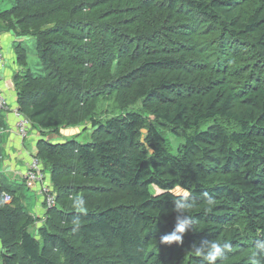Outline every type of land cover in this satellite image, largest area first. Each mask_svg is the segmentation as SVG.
Listing matches in <instances>:
<instances>
[{
	"label": "trees",
	"instance_id": "obj_1",
	"mask_svg": "<svg viewBox=\"0 0 264 264\" xmlns=\"http://www.w3.org/2000/svg\"><path fill=\"white\" fill-rule=\"evenodd\" d=\"M6 1L4 29L37 42L13 82L56 203L35 217L0 188V264H205V241L264 264V0ZM77 127L84 144L45 139Z\"/></svg>",
	"mask_w": 264,
	"mask_h": 264
},
{
	"label": "crops",
	"instance_id": "obj_2",
	"mask_svg": "<svg viewBox=\"0 0 264 264\" xmlns=\"http://www.w3.org/2000/svg\"><path fill=\"white\" fill-rule=\"evenodd\" d=\"M25 40L26 37H18L14 32L6 31L0 19V48L3 51L5 59L2 74L6 80V84L8 83L6 86L3 85V94L8 99L12 108H18V106L15 88L10 85L14 83V77L21 70L16 54V47L19 43L25 42ZM16 122L17 118L13 112H2L0 114V188L13 190L14 196H20L21 202L28 207L27 201L29 197L23 192V187L26 184L23 176L28 171L31 161L35 157L37 142L44 137L41 136L39 130L31 129L28 137L23 139L16 131ZM70 130H62V135L56 133L54 137L51 136L50 140L57 142L60 136L64 139L76 135V132L70 133ZM45 139H49V137ZM32 151H34L33 155ZM25 188L34 196H39L36 206L31 211L35 214V217L42 218L46 213V209L43 204L40 185H36L33 189H29L25 185Z\"/></svg>",
	"mask_w": 264,
	"mask_h": 264
},
{
	"label": "built area",
	"instance_id": "obj_3",
	"mask_svg": "<svg viewBox=\"0 0 264 264\" xmlns=\"http://www.w3.org/2000/svg\"><path fill=\"white\" fill-rule=\"evenodd\" d=\"M4 54L2 49L0 48V111L2 112H13L17 118L16 122V131L20 137L23 139L27 138L30 130L32 129V124L29 119L24 117L19 108H12L8 99L3 94V85L6 86V80L2 74V68L4 67ZM14 88V83L10 85ZM24 181L26 183L27 188L33 189L36 185H40V192L43 196V204L45 205V209H49L53 207L56 203V198L53 195V188L50 184L49 179H47V175L44 172V167L41 161L34 157L31 161L28 171L25 173ZM1 196L4 198L5 202L11 203L12 196L7 194L6 192H1Z\"/></svg>",
	"mask_w": 264,
	"mask_h": 264
},
{
	"label": "clouds",
	"instance_id": "obj_4",
	"mask_svg": "<svg viewBox=\"0 0 264 264\" xmlns=\"http://www.w3.org/2000/svg\"><path fill=\"white\" fill-rule=\"evenodd\" d=\"M174 203L178 213L177 222L175 230L171 234L162 237V242L166 245L182 243L183 237L192 223V212L195 206L194 200L191 198H181L175 200ZM214 204L215 200L208 197L205 212H210ZM260 247H264V242H260ZM228 248H230V245L227 242L221 244L205 241L200 247L193 246L196 254L203 258L205 264H216V261L223 256L224 251Z\"/></svg>",
	"mask_w": 264,
	"mask_h": 264
},
{
	"label": "rangeland",
	"instance_id": "obj_5",
	"mask_svg": "<svg viewBox=\"0 0 264 264\" xmlns=\"http://www.w3.org/2000/svg\"><path fill=\"white\" fill-rule=\"evenodd\" d=\"M10 7H11V2L6 1V0H0V10H4V8L9 9ZM24 48L28 52V62L30 64V66L35 71H39L40 67H39V59H38V55H37V42H36V40H34L33 38H26L25 43H24ZM70 129H74V130H70ZM70 129H69L70 133L76 132V134L83 131V127L70 128ZM90 132H91V130L83 131V133L80 136H77V137L71 136V137H66V138L62 139L60 136V135H62L61 131H59L60 137H59L58 141L75 139L78 143L84 144L89 140ZM144 133L146 134V131ZM40 134H41V136L43 135L42 133H40ZM54 135H56V133L50 134V135L48 134L47 137H49V139H50V138L54 137ZM164 136H165V139L167 141V145H168V147L172 153H176L178 150V147L181 144H183V142H184L181 138H179V136H175L172 132H169V131L165 132ZM33 154H34V151H32V155ZM47 179H50V178L47 176ZM25 185L23 187V192L28 195V197H29V200L27 201V203L29 204L28 208L33 211V207L36 206L37 200H39V196H34L33 194H31L25 188ZM153 191L155 194L161 193V190H159L156 187H154ZM178 192H180L181 194H184L183 190H178ZM42 198H43V196H42ZM40 225H41V223H40Z\"/></svg>",
	"mask_w": 264,
	"mask_h": 264
}]
</instances>
